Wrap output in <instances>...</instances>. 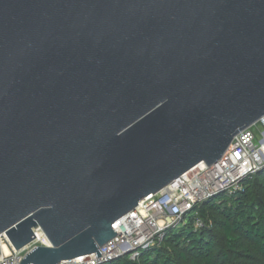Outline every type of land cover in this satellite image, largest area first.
Here are the masks:
<instances>
[{
	"label": "water",
	"instance_id": "1",
	"mask_svg": "<svg viewBox=\"0 0 264 264\" xmlns=\"http://www.w3.org/2000/svg\"><path fill=\"white\" fill-rule=\"evenodd\" d=\"M262 118L264 0H0V237L43 233L20 264L101 257Z\"/></svg>",
	"mask_w": 264,
	"mask_h": 264
},
{
	"label": "built area",
	"instance_id": "2",
	"mask_svg": "<svg viewBox=\"0 0 264 264\" xmlns=\"http://www.w3.org/2000/svg\"><path fill=\"white\" fill-rule=\"evenodd\" d=\"M256 125L261 128L258 139L251 127L242 131L216 164L195 166L115 222L112 227L117 235L99 248L101 257L96 258L94 253L60 264H109L122 257L136 262L143 252L160 244L169 230L186 223V215L197 205L221 194L241 191L247 177L264 169V118ZM193 227L195 230L203 227L196 215ZM33 233L34 240L21 251H15L4 236L0 237L1 247L7 249V254L0 256V264H20L21 259L35 248L49 246L39 229H33Z\"/></svg>",
	"mask_w": 264,
	"mask_h": 264
},
{
	"label": "trees",
	"instance_id": "3",
	"mask_svg": "<svg viewBox=\"0 0 264 264\" xmlns=\"http://www.w3.org/2000/svg\"><path fill=\"white\" fill-rule=\"evenodd\" d=\"M192 212L203 227L194 229L193 216L138 261L122 257L109 264H264V169L247 177L241 191Z\"/></svg>",
	"mask_w": 264,
	"mask_h": 264
},
{
	"label": "rangeland",
	"instance_id": "4",
	"mask_svg": "<svg viewBox=\"0 0 264 264\" xmlns=\"http://www.w3.org/2000/svg\"><path fill=\"white\" fill-rule=\"evenodd\" d=\"M260 125H253L251 127V130L253 131V133L256 135V138H259V132H260ZM195 212H190L186 215L185 221L187 222L190 218H192L194 216ZM2 241L4 242V238H2Z\"/></svg>",
	"mask_w": 264,
	"mask_h": 264
},
{
	"label": "bare ground",
	"instance_id": "5",
	"mask_svg": "<svg viewBox=\"0 0 264 264\" xmlns=\"http://www.w3.org/2000/svg\"><path fill=\"white\" fill-rule=\"evenodd\" d=\"M1 250L3 254H7V249L4 246L1 247Z\"/></svg>",
	"mask_w": 264,
	"mask_h": 264
}]
</instances>
